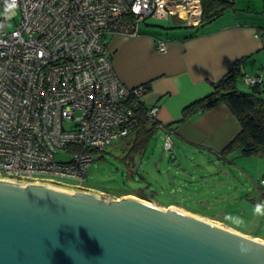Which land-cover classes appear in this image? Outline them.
Masks as SVG:
<instances>
[{
	"label": "built area",
	"instance_id": "obj_1",
	"mask_svg": "<svg viewBox=\"0 0 264 264\" xmlns=\"http://www.w3.org/2000/svg\"><path fill=\"white\" fill-rule=\"evenodd\" d=\"M202 12V0H0V179L87 192L92 162L135 135L146 92L118 76L109 37L138 36L149 18L197 26ZM244 82L261 89L264 74ZM157 113L146 116L173 155Z\"/></svg>",
	"mask_w": 264,
	"mask_h": 264
},
{
	"label": "water",
	"instance_id": "obj_2",
	"mask_svg": "<svg viewBox=\"0 0 264 264\" xmlns=\"http://www.w3.org/2000/svg\"><path fill=\"white\" fill-rule=\"evenodd\" d=\"M0 264H264V240L132 195L0 179Z\"/></svg>",
	"mask_w": 264,
	"mask_h": 264
},
{
	"label": "crops",
	"instance_id": "obj_3",
	"mask_svg": "<svg viewBox=\"0 0 264 264\" xmlns=\"http://www.w3.org/2000/svg\"><path fill=\"white\" fill-rule=\"evenodd\" d=\"M257 4L229 9L190 37L198 26L165 38L143 30L135 37H109L118 76L129 86L150 83L142 100L158 107L157 119L171 126L172 138L219 154L239 133L240 121L225 103L181 119L183 109L210 94L235 62L243 77L264 74V42L259 35L264 32L263 2ZM159 39L167 41L165 51L157 49ZM242 88L252 87L243 81ZM247 234L264 240L263 235Z\"/></svg>",
	"mask_w": 264,
	"mask_h": 264
},
{
	"label": "rangeland",
	"instance_id": "obj_4",
	"mask_svg": "<svg viewBox=\"0 0 264 264\" xmlns=\"http://www.w3.org/2000/svg\"><path fill=\"white\" fill-rule=\"evenodd\" d=\"M262 2L235 0L234 7L252 8ZM8 28L14 29L13 21ZM141 30L165 38L191 28L172 16L149 18L141 24L140 33ZM133 139L116 142L92 162L87 192L119 199L128 195L139 197L124 193L135 192V188L146 189L149 201L161 207H177L243 233L264 236V208L260 212L256 209L257 205H264V156L234 151L223 157L208 149L186 145L177 138H173L175 146L171 156L165 150V135L161 129L156 130L142 150L132 149ZM103 178L116 190L90 187V182L97 183ZM123 179L127 180L125 184Z\"/></svg>",
	"mask_w": 264,
	"mask_h": 264
},
{
	"label": "trees",
	"instance_id": "obj_5",
	"mask_svg": "<svg viewBox=\"0 0 264 264\" xmlns=\"http://www.w3.org/2000/svg\"><path fill=\"white\" fill-rule=\"evenodd\" d=\"M202 5L201 22L187 37L195 35L202 27L215 18L223 15L229 9H233L235 0H202ZM262 13L264 14V0ZM242 79L244 81L243 72L237 61L230 71L215 83L214 89L210 94L195 100L183 109L181 120H185L197 112L206 111L220 103H225L231 108L240 121L241 129L220 151V155L223 157L234 151H239L244 155L264 156V88L252 87L251 90H244L242 88ZM149 84L145 83L143 85L148 89ZM147 109H149V106L143 102L141 107V123L133 137V144L131 143L134 151L144 149L156 131V126L149 124L146 116ZM165 126L171 127L170 125ZM103 179L97 183L90 182V187H97L102 190H116L107 185L109 180ZM122 181L123 184L127 182L126 179ZM128 193H134L140 198L147 200L151 199L146 189L135 188V192H125L124 194Z\"/></svg>",
	"mask_w": 264,
	"mask_h": 264
},
{
	"label": "clouds",
	"instance_id": "obj_6",
	"mask_svg": "<svg viewBox=\"0 0 264 264\" xmlns=\"http://www.w3.org/2000/svg\"><path fill=\"white\" fill-rule=\"evenodd\" d=\"M261 208H264V205H257L256 206L257 212H260ZM242 251H243V249H242Z\"/></svg>",
	"mask_w": 264,
	"mask_h": 264
},
{
	"label": "bare ground",
	"instance_id": "obj_7",
	"mask_svg": "<svg viewBox=\"0 0 264 264\" xmlns=\"http://www.w3.org/2000/svg\"><path fill=\"white\" fill-rule=\"evenodd\" d=\"M70 190H72V189H70Z\"/></svg>",
	"mask_w": 264,
	"mask_h": 264
}]
</instances>
